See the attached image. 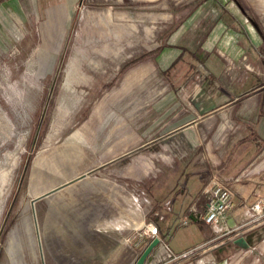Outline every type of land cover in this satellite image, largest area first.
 Listing matches in <instances>:
<instances>
[{"label":"rangeland","instance_id":"obj_1","mask_svg":"<svg viewBox=\"0 0 264 264\" xmlns=\"http://www.w3.org/2000/svg\"><path fill=\"white\" fill-rule=\"evenodd\" d=\"M45 1L37 0L41 7L36 12L26 7L21 19L13 7H0V264H9L7 256L15 255L5 252L8 233L26 217L36 241L30 250L21 237L23 264H47L49 254L38 228L37 206L41 204L32 205V199L80 175L90 177L84 182L94 181L93 176L102 173L99 168L93 175L86 173L108 162L133 180L148 182L147 190L156 194L159 189L153 185L173 182L175 170L170 169H175L178 157L198 148L202 162L225 183L241 180L243 172L238 168L248 157L230 153L234 144L245 139V131L231 121L250 114V105L259 99V92H250L264 84V0H219L223 7H253L246 24L250 46L253 42L258 46L248 54H237L231 47L241 48L249 39L236 35L225 43L226 52L216 47L213 53L219 57L223 73L212 77L217 88L207 93L196 91L194 85L207 80L203 70L193 84L177 91L179 75L167 78L159 71L170 60L168 55L153 59L156 66L150 58L142 59L160 31L156 26L139 30L132 41L125 36L129 42L110 38V43L82 44L83 9L75 11L69 29L65 22V27H55L53 18V26L42 20L45 10L51 8L43 7ZM148 29L154 32L147 35ZM202 38L200 33L191 43L201 44ZM114 47L121 55L111 61L107 57L115 52ZM58 49L59 55L49 54ZM141 65L148 69L138 67ZM70 67L75 71L69 73ZM134 70H148L150 80L141 76L132 85L127 77ZM261 97L264 99V92ZM208 101L216 106L212 111L203 107ZM226 119H230V128L214 140ZM191 120L197 124H187ZM74 132L78 136L71 138ZM118 136L121 145L113 148ZM172 143L179 145V152L172 150ZM149 177L154 179L147 181ZM193 181L197 187L198 176ZM83 186V181L72 182L65 194L81 197L86 193ZM231 187L237 190L239 186ZM240 189L247 192L242 205L248 207L254 194L249 187ZM241 215L242 209L237 207L231 213L236 221ZM207 248L204 245L195 251H204L205 264L235 254L230 245L222 252ZM251 262L239 260V264Z\"/></svg>","mask_w":264,"mask_h":264},{"label":"crops","instance_id":"obj_2","mask_svg":"<svg viewBox=\"0 0 264 264\" xmlns=\"http://www.w3.org/2000/svg\"><path fill=\"white\" fill-rule=\"evenodd\" d=\"M0 7H13L14 13L18 12L21 19L26 7L36 12L37 7L41 6L37 0H0ZM43 7H51L45 10L46 17L42 18L46 25L48 23L53 26V18L58 22H55V27L68 23L66 29H69L75 11L82 8L84 17L81 25L85 34L81 38L82 44L110 43V38L129 42L135 39L134 36L139 30L150 25L156 26L160 31L146 53H143L142 59L145 61L150 58L155 65L154 60L158 56L165 59L168 55L170 60L159 71L167 78L179 75L177 91L193 84L198 72L203 70L207 80L200 86L194 85L196 91L204 93L216 90L217 85L212 84V77L223 73L219 57L213 52L218 49L226 52V44L233 36L249 39V27L247 28L246 23L249 22L248 14L253 8L223 7L219 0H46ZM35 15L38 19L37 14ZM96 30L101 34L96 35ZM152 32L154 30L148 29L146 34L151 35ZM200 33L203 37L201 44H192V40ZM257 46L254 42L250 46L249 39L245 41V46L238 49L231 47V50L237 54L239 51L248 54L249 50L253 51ZM113 49L115 52L107 57L111 61L121 55L120 50L116 51L115 47ZM49 54L57 56L59 49ZM143 66L147 68L145 65L138 67ZM74 69L70 67L69 73L74 72ZM141 76L150 80L148 70L141 73L134 70L127 80L134 85ZM261 86L250 92H259V99L250 105V114L240 120L238 118L231 121L237 128L243 127L245 139L240 141V147L234 144L230 154L248 157L238 168L243 172L241 180L235 179L228 183L229 186L226 183L233 195V208L225 214L226 225L228 228L241 226L234 233H216L200 220L205 208L203 189L211 176H217L200 159L201 151L194 148L189 155L178 157L175 169H170L175 170L172 183L161 181L159 187L153 185L156 191L159 189L156 194L152 193L153 190H147L148 182L133 180L122 170L116 171L115 163L108 162L86 173L88 176L93 175L94 170L99 168L98 172L102 173L98 177L93 176L94 181L84 182L90 177L80 175L36 196L37 199L32 205L41 204L37 206L38 228L43 236L45 251L49 254L46 263L134 264L139 253L150 241L140 237L139 231L145 224H150L155 227L159 242L143 264H205L207 259L202 255L204 251L195 253L204 245H208L207 251L215 248L216 252H222L228 245L234 247L235 254L226 257L227 264H239V260L252 261L249 264H264V217L251 221L254 216L251 207L258 201L264 202V99H261L264 84ZM203 107L212 111L216 106L208 101ZM195 122L191 120L187 124ZM225 128H230V119H226L218 127L214 140L221 137ZM77 136L78 132H74L71 138ZM228 139L230 137L226 139L227 145ZM121 141L122 137L118 136L113 148L120 146ZM178 146L172 143V150L179 152ZM164 148L171 149L166 146ZM236 150L240 152H235ZM106 171L115 174L111 176ZM197 176L198 185L194 187L193 180ZM153 179L154 177H149L147 181ZM82 181L86 191L83 196L65 194L71 188L72 182ZM234 185L252 190L254 200L248 207L242 205L247 192L239 190V187L234 190L231 187ZM58 193L61 195H55ZM236 207L242 209V215L237 221L231 216ZM22 236L32 250L36 239L27 217L21 221L19 227L12 228L8 233L5 252L15 253L12 258L7 256L9 264H23Z\"/></svg>","mask_w":264,"mask_h":264},{"label":"built area","instance_id":"obj_3","mask_svg":"<svg viewBox=\"0 0 264 264\" xmlns=\"http://www.w3.org/2000/svg\"><path fill=\"white\" fill-rule=\"evenodd\" d=\"M204 191L205 208L200 216L202 223L216 233L223 235L234 233L239 227L228 228L225 221V214L233 208L232 192L227 184L215 176H211ZM254 216L251 221L264 217V202L258 201L251 207ZM249 220V221H250ZM244 224V223H243ZM242 224V225H243ZM140 237L147 239L156 238V229L153 225L145 224L139 231Z\"/></svg>","mask_w":264,"mask_h":264},{"label":"water","instance_id":"obj_4","mask_svg":"<svg viewBox=\"0 0 264 264\" xmlns=\"http://www.w3.org/2000/svg\"><path fill=\"white\" fill-rule=\"evenodd\" d=\"M37 198L33 199L31 201V204L36 200ZM159 240L157 238L151 239L147 245L142 249V251L139 253L137 259L135 260L134 264H143L145 258L147 255L151 252L153 248H155L158 244ZM214 264H227L226 259H221L215 262Z\"/></svg>","mask_w":264,"mask_h":264}]
</instances>
